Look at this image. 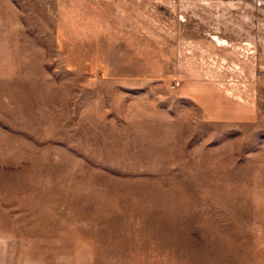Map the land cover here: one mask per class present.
<instances>
[{
    "label": "rangeland",
    "instance_id": "374dc122",
    "mask_svg": "<svg viewBox=\"0 0 264 264\" xmlns=\"http://www.w3.org/2000/svg\"><path fill=\"white\" fill-rule=\"evenodd\" d=\"M0 264H264V0H0Z\"/></svg>",
    "mask_w": 264,
    "mask_h": 264
}]
</instances>
